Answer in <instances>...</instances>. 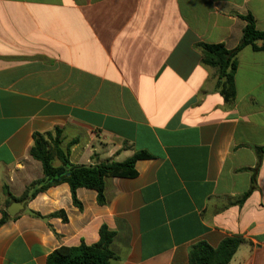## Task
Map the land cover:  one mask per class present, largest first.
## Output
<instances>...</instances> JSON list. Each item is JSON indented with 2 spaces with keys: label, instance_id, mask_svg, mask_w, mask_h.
Masks as SVG:
<instances>
[{
  "label": "crops",
  "instance_id": "1",
  "mask_svg": "<svg viewBox=\"0 0 264 264\" xmlns=\"http://www.w3.org/2000/svg\"><path fill=\"white\" fill-rule=\"evenodd\" d=\"M247 15L264 31V0H0V218L43 176L34 133L59 128L74 164L148 155L106 179V205L80 188L79 209L67 184L24 200L0 264H46L102 226L110 264H188L193 244L233 236L229 264H264V50L236 55L226 101L197 47L234 49Z\"/></svg>",
  "mask_w": 264,
  "mask_h": 264
},
{
  "label": "trees",
  "instance_id": "2",
  "mask_svg": "<svg viewBox=\"0 0 264 264\" xmlns=\"http://www.w3.org/2000/svg\"><path fill=\"white\" fill-rule=\"evenodd\" d=\"M243 19L245 26L240 42L234 49L228 50L222 44L200 43L197 45L202 65L215 69L216 88L220 89L226 101L232 100L235 95L236 55L245 46H251L254 50H264V45L259 48L254 45L258 41L264 43V31L256 29L252 16L247 15ZM32 139L33 143L28 155L40 163L43 176L41 179L32 181L19 197L11 198L14 202L31 200L51 187L67 184L72 202L79 209L81 205L76 199V190L80 188L95 191L97 204L106 205L108 201L105 195L106 179L134 178L137 175L134 169L136 160L148 157L146 154L136 153L122 162L105 160L95 161L89 165L74 164L69 160V149L61 147L59 128H55L52 132L34 133ZM257 151L264 152V149L259 148ZM4 190L6 195L10 196L7 190ZM30 214L41 218L37 213L30 212ZM8 219V214L2 211L0 226ZM62 220L65 221L66 218ZM113 235V232L102 226L97 243L92 245L82 243L75 247L61 246L47 256L46 264H110L113 259V253L110 250ZM242 242L243 239L238 236L223 239L215 248L203 241L197 242L188 250V264H229Z\"/></svg>",
  "mask_w": 264,
  "mask_h": 264
},
{
  "label": "water",
  "instance_id": "3",
  "mask_svg": "<svg viewBox=\"0 0 264 264\" xmlns=\"http://www.w3.org/2000/svg\"><path fill=\"white\" fill-rule=\"evenodd\" d=\"M24 203L25 201L22 202H13L11 203L7 208H6V213L10 217H14L17 213L22 211L24 209Z\"/></svg>",
  "mask_w": 264,
  "mask_h": 264
}]
</instances>
